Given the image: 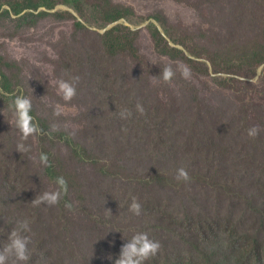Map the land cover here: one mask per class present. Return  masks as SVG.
Instances as JSON below:
<instances>
[{"label": "rangeland", "instance_id": "obj_1", "mask_svg": "<svg viewBox=\"0 0 264 264\" xmlns=\"http://www.w3.org/2000/svg\"><path fill=\"white\" fill-rule=\"evenodd\" d=\"M69 1L0 0V246L18 222L30 228V259L8 264H115L140 232L161 245L144 264H264L250 254L264 251V0ZM108 7L123 12L106 25ZM118 26L110 46L128 47L112 55L106 33ZM166 66L172 81H154ZM75 76L65 101L58 81ZM18 95L40 129L26 141ZM54 164L67 195L32 205L56 189Z\"/></svg>", "mask_w": 264, "mask_h": 264}, {"label": "clouds", "instance_id": "obj_2", "mask_svg": "<svg viewBox=\"0 0 264 264\" xmlns=\"http://www.w3.org/2000/svg\"><path fill=\"white\" fill-rule=\"evenodd\" d=\"M181 76L184 79H189L191 70L186 66L180 67ZM175 76V71L171 66H166L162 69V73L159 77H153L154 81L162 79L164 82H171ZM80 82V77H72L71 80L60 79L58 81V92L61 94L63 100L71 101L77 95V85ZM252 84L257 83V79L254 77L250 81ZM12 109L15 116L16 128L21 135V140L26 141L29 136L38 134L40 129L37 124L33 123V118L30 115L32 110L31 99L24 96H16L13 101ZM59 107V106H58ZM136 110L143 115L145 112L144 107L139 102L136 104ZM59 114L58 112L56 113ZM132 115L131 111L124 110L119 113L121 119H128ZM56 127L53 126L52 131H56ZM260 129L258 126H253L248 129L247 134L250 138H255L259 135ZM31 150L30 146L24 142L17 144V152L26 153ZM40 162L44 165H48V157L46 154H41ZM177 179L185 182L190 180L188 172L184 168L177 170ZM56 189L53 191H45L36 195L31 201L34 206L48 205L54 206L58 204L62 196L67 195L68 185L64 177H57L55 180ZM65 207L72 210L71 203H66ZM111 215L110 210H105ZM134 215L139 216L141 214V205L136 197L132 198V202L129 207ZM30 231L28 221H20L16 228H13L8 234L7 241L0 246V264H8L10 259L15 262H26L30 259L28 245L30 243V237L23 235L24 232ZM161 245L158 241H155L149 237L147 233L140 232L134 234L130 239L121 246L119 256L115 259V264H144L149 258L154 257L160 250ZM112 259L111 256L108 257Z\"/></svg>", "mask_w": 264, "mask_h": 264}, {"label": "trees", "instance_id": "obj_3", "mask_svg": "<svg viewBox=\"0 0 264 264\" xmlns=\"http://www.w3.org/2000/svg\"><path fill=\"white\" fill-rule=\"evenodd\" d=\"M74 1H76V3L75 2H72L71 0L69 1V2H67V4L70 6V7H73V8H75L76 10H78V11H81V7H82V5H81V3L83 2V0H74ZM28 9H30V7H28L27 9H19V10H13V12H14V14L16 15V16H19V15H21L22 13H24L25 11H28ZM38 9V6L35 8V10H37ZM122 12H123V10L122 9H120V8H115V7H113V8H109L108 7V11H107V13L105 14V24L106 25H109V24H113V23H115V22H117V21H119L120 19H121V17H122ZM33 15L30 13V14H27L26 15V17H25V19H27V18H29V17H32ZM159 20V19H158ZM159 22H160V24H162V26L164 25L163 24V21L160 19L159 20ZM154 26V25H153ZM124 29H123V27H121V26H118V27H115V28H113L112 30H110V31H108L107 33H106V42H105V47L107 48V50L109 51V53H111L112 55H116L118 52H122V51H124V50H126L127 49V47H128V44L127 45H123L122 47H121V49L120 48H118V47H116V46H110V41H111V37L116 33V32H119V33H121L122 31H123ZM154 30H155V33H156V35L160 38V39H163L164 41H166V39H165V37L164 36H162L161 34H160V32L158 31V29L154 26ZM170 35V34H169ZM257 43H254L252 46H253V50H254V52H255V54L257 55L259 52L258 51H260V49H261V45H256ZM110 46V47H109ZM119 49V50H118ZM112 51V52H111ZM261 62V61H260ZM259 62V63H260ZM0 92H2V89H1V87H0ZM50 169H49V171L51 172L50 174L53 176V178L54 179H56L57 177H58V174H57V172L56 171H60L59 170V168H58V165H56V164H54V165H51L50 167H49ZM163 172H167L166 170H163ZM169 173H170V171H169ZM162 174V173H161ZM162 176H164L163 174H162ZM165 177V176H164ZM68 185V184H67ZM9 203V202H8ZM256 246H255V249L254 250H251V260H253V259H255V258H257L260 262L261 261H264V251H262L261 250V246L259 245V243L257 242L256 244H255Z\"/></svg>", "mask_w": 264, "mask_h": 264}]
</instances>
